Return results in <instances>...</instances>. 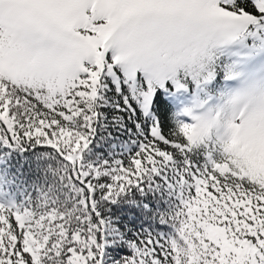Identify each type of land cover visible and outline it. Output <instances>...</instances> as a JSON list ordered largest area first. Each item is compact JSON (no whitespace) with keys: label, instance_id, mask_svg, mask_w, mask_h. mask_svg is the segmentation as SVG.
Listing matches in <instances>:
<instances>
[{"label":"snow or ice","instance_id":"snow-or-ice-1","mask_svg":"<svg viewBox=\"0 0 264 264\" xmlns=\"http://www.w3.org/2000/svg\"><path fill=\"white\" fill-rule=\"evenodd\" d=\"M103 121L136 148L122 172L205 149L184 160L179 240L130 242L95 199L115 177L77 165L81 227L0 210V264H105L108 233L130 250L119 264H264V0H0V146L74 163Z\"/></svg>","mask_w":264,"mask_h":264},{"label":"trees","instance_id":"trees-1","mask_svg":"<svg viewBox=\"0 0 264 264\" xmlns=\"http://www.w3.org/2000/svg\"><path fill=\"white\" fill-rule=\"evenodd\" d=\"M102 124H108V127L95 126V139L92 140L88 134L91 143L84 151L73 153L74 156L80 157L74 163H69L54 149L32 144L27 139L18 144V150L8 160V168L17 179L15 183L30 196L27 199L28 203L34 207L42 203L48 216H54L55 223L62 224L69 236L81 227L78 217L83 218L87 211L81 200L88 196V192L85 190L82 197L80 189L83 186L74 180L72 175L77 165L80 171L87 172L82 168L85 160L116 153L127 164L129 158L135 155L136 148L130 137L126 134H118L108 121H103ZM109 132L112 133L113 138H109ZM98 143L101 145L100 148H97ZM130 144L132 147L129 149ZM203 153L204 149L200 147L197 152L193 149L184 156L174 154L182 164V169L181 167L173 169L169 167L170 161L157 157V162L146 164L144 170L137 169L129 174H121L123 177L111 179L108 185L112 191L109 201H115V204L103 200L102 197L107 189L97 187L95 199L102 218L109 224H120L122 231L130 233L128 240L132 243L138 240L162 238L168 239L171 243L172 237L178 236L180 231L178 225L180 215H175V211L182 205L179 195L182 180L186 176L184 160L189 159L193 164L199 161V157L202 158ZM188 193L192 195L190 187ZM145 201H149L150 204L147 208L141 204ZM134 206L137 207L139 217L130 224L126 219L131 218L127 208ZM60 217H63V220ZM50 228L55 229V224L50 225ZM53 238H56L54 232ZM129 254L130 250L126 243L118 244L112 239L111 233L106 235L105 264H119V261ZM57 259L63 261L65 257L62 254Z\"/></svg>","mask_w":264,"mask_h":264},{"label":"rangeland","instance_id":"rangeland-1","mask_svg":"<svg viewBox=\"0 0 264 264\" xmlns=\"http://www.w3.org/2000/svg\"><path fill=\"white\" fill-rule=\"evenodd\" d=\"M80 131L86 136H88V134H89V133H87V131L85 129H80ZM33 134H35V131L33 132ZM57 143H59V146L61 147V149L66 150L64 148L63 143H61V142H57ZM38 145H44V142L41 141ZM5 149L6 148L0 146V210H4V211H6V210L4 209V207H2L3 200H2L1 193H2V189L7 188L9 185L8 182L5 181V179L2 175L3 162H4L2 154H3ZM81 150H83V149H81ZM118 161H121V160L117 156L113 155V156H109L107 159L103 158L100 161L98 158H94L90 161H87L84 164V166L90 171L95 169L99 173L107 172L110 176L115 177V179H116V177H123V175H121V174H124V175L128 174L127 172L121 171L122 166L117 163ZM123 167H127V165H123ZM187 185H188V183H185L184 186L180 190L179 199H180L181 204H182V201L188 200L189 197L191 196L187 191ZM25 211H27L30 214V217L33 219H40L41 217H43L45 227L50 228V225L48 224V219H49L48 212L45 209L34 208L33 210H27L26 209ZM6 212H8V211H6ZM183 213H184V207L182 204L175 211V215L176 214L180 215L179 219H178L179 227H180V221L184 219ZM178 240H179V234L176 237H172L171 242L172 241H178Z\"/></svg>","mask_w":264,"mask_h":264}]
</instances>
